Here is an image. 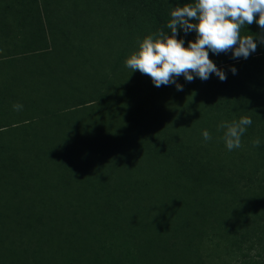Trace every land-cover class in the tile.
Masks as SVG:
<instances>
[{"label": "trees", "instance_id": "obj_1", "mask_svg": "<svg viewBox=\"0 0 264 264\" xmlns=\"http://www.w3.org/2000/svg\"><path fill=\"white\" fill-rule=\"evenodd\" d=\"M65 1L58 0L55 19L48 0H27L31 18L36 12L40 23V41L25 40V50L16 55L0 53V191L9 192L8 201L12 203L21 191L32 195L47 192L41 184L48 185L44 175L51 165L57 171L56 183L65 182L61 189L73 180L79 182L78 178L90 183L118 176L115 169L125 173L132 166L143 170L133 174L134 181L142 183L144 175H149L145 185L160 183L173 195L153 207L162 214L158 225L145 224L139 215L145 207L138 204L130 211L138 216V222H132L131 215L117 218L120 213L112 218L118 224L115 232H126L123 239L128 236L132 243L137 241L132 262L127 264H207L206 251L203 261L194 259L200 256L197 231L208 225L209 219L221 226L220 218L232 210L240 214L239 208L241 216L253 215L252 222L260 223L258 233L263 234L264 44L256 40L257 49L247 59L233 58L231 52L217 55L209 51V58L226 74L225 81L215 74L192 82L180 76L177 83L183 91L175 85L156 87L149 76L131 72L125 65L133 52V42L127 37L131 26L126 30L128 25L120 24L122 28L116 27L114 32H103L108 16H100L102 11L91 14V5L98 0H70V11L61 8ZM192 2L159 0L158 5L168 15L172 7ZM148 26L150 31L143 38L157 34ZM65 27L70 32L62 34ZM250 33L264 36L255 22L241 31L242 35ZM195 35L178 29L177 39L187 46ZM233 67L235 74L230 71ZM14 104L23 107L16 111ZM241 116L252 120L241 138V159L245 158L235 175H227V163L218 161L212 166L205 151L212 147L220 151L223 131L217 125ZM202 129L209 131L211 140L203 139ZM256 139L260 145L253 147ZM194 148L203 151L199 157L190 153ZM247 161L249 171L245 170ZM105 163L108 170L102 172ZM234 177L244 182L241 188L231 186ZM235 190L241 193V204L233 197ZM140 192L137 190L136 196L142 199ZM225 196L229 199L224 200ZM29 200L34 199L29 196ZM85 225L76 221L79 230L68 233L65 243L69 248L59 251L61 260L50 262L44 257L45 244L38 236L32 250L25 246L0 251V264H103L115 259L114 247L101 244L97 249L91 243L92 239L100 243V238L97 233L90 234L91 238ZM82 230L86 235L79 234ZM108 235L115 236L112 232ZM123 242L122 246L127 244L126 239ZM256 247L257 257L264 260V243ZM4 257L8 261H2ZM252 259L250 256L249 262L241 264H254Z\"/></svg>", "mask_w": 264, "mask_h": 264}, {"label": "rangeland", "instance_id": "obj_2", "mask_svg": "<svg viewBox=\"0 0 264 264\" xmlns=\"http://www.w3.org/2000/svg\"><path fill=\"white\" fill-rule=\"evenodd\" d=\"M58 3V0H48L47 3L50 15L55 19H57L56 15L59 13L58 5L60 3ZM158 3L159 0H98L95 5H91V14L95 15L102 11L103 13H100V16H108L104 18L107 23L103 24L105 25L103 32L108 31V29L114 32L118 27L122 28L120 24L126 23L128 25L127 27L124 26L126 30L131 26V34L127 37L133 42L134 52L138 47V41L143 38L146 32L150 31L148 24L157 33L160 30L169 31L166 24L170 20V14L167 15L163 12ZM72 5L73 3L70 0H66L61 8L64 11H70ZM29 8L31 7L28 5L27 0H0V53L2 55H16L24 51L22 44L27 39L40 41L38 31L40 23L36 20V12L34 13L35 18H31L33 13L29 11ZM85 9L87 14H90L89 7H85ZM87 14L82 15L86 16ZM57 23L60 22L57 20ZM68 32H70L68 27L63 28L61 31L62 34ZM179 138L184 139L182 136ZM149 139L150 137L146 141ZM202 152L198 148L190 150L192 156L196 155L197 157ZM205 153L210 156L212 166L218 161L227 163L230 168H225L227 175L231 172L235 175L239 171L238 167L241 160L245 158L241 159V148L228 151L225 144L220 151L212 147ZM107 165L108 163L102 165L104 166L101 169L102 172H107ZM244 165H246L245 170L249 171V162L247 161ZM161 167L163 166L161 165ZM262 168L264 169V167ZM138 169L130 166L124 173V170L118 168L115 169L119 171L117 172L118 176L110 175L106 179L97 178L90 183H84L78 178L76 181L79 182L73 180L66 183L67 188L61 189L64 188L65 182L60 183L62 186L56 183L55 179L58 178V175L55 173L57 171L51 165L44 175L48 185L41 184V187L45 186L44 188L48 189L47 192L32 195L21 191L20 195L10 203L8 201L9 192L0 191V251L6 250L7 247L16 249V247L22 248L25 246L32 250L36 246L37 237L41 236L45 244L44 257L50 262L61 260L59 251L63 252L64 248H69L65 243V239L69 238L68 233L79 230L76 227V221H78L86 224L85 227L89 236L93 233L98 234L100 243L97 244L95 240H91V243L97 249L100 248L101 244L106 247H110V245L112 248L114 247V257L117 262L113 259L103 264H127L132 262L137 247L134 244L137 241L132 243L131 240L127 239L128 236H125L124 239L127 240V244L122 246V243H126L123 242L122 237L126 232H115L118 224L112 218L120 213L117 218H127V215H131L133 216L132 222H138V216L130 212L132 206L138 204L139 207H145V211H140L139 214L145 224L158 225L160 223L157 219L160 220L162 214L153 210V207L156 208L161 202L173 195L169 194L160 183L152 182L151 185H145L143 183L145 179H151L149 175H144L142 183L137 180L134 181L133 174L143 171ZM34 183L40 186L38 181H34ZM50 183L56 185L51 186ZM243 185L244 182L241 179L237 180L235 177L231 182L232 187L241 188ZM137 190L141 191L142 199L136 196ZM237 191L235 190V192ZM29 196H32L34 200L28 201ZM233 197L236 200L238 199L237 202L241 204L240 192H237V195L233 193ZM228 199L229 197L225 196L224 200ZM6 205H9V207ZM3 206H6V208ZM13 206H18L19 209L14 210ZM239 209L240 214L233 213V210L225 213L227 215L220 218L222 220L220 222L221 226L217 225L213 219H209L208 225L205 224L204 228L197 231L195 243L199 244L198 253L200 256L195 255L194 259L203 261L202 254L206 251L208 255L207 264H241L242 262H249L250 256L253 258L254 264L264 262L263 257H257L260 254L256 246L264 243L262 241L264 233L261 235L258 233L257 226L260 223L257 220L252 222L253 215L251 213H248L246 217L241 216V208ZM133 210H136V208H133ZM121 219L119 223L126 230L127 225L122 223ZM110 222L111 224H109ZM110 232L115 234L113 238L109 237L108 233ZM84 233L83 230L79 232L81 235H86ZM119 245L121 246L119 247ZM60 247L62 248L59 250ZM50 255L51 257L54 256V259H50ZM5 260L8 261L6 257L2 261Z\"/></svg>", "mask_w": 264, "mask_h": 264}, {"label": "clouds", "instance_id": "obj_3", "mask_svg": "<svg viewBox=\"0 0 264 264\" xmlns=\"http://www.w3.org/2000/svg\"><path fill=\"white\" fill-rule=\"evenodd\" d=\"M254 22L264 32V0H194L172 7L166 24L169 31L160 30L139 40L125 65L131 72L138 70L149 76L156 87L175 85L178 91H183V86L177 83L180 76L192 82L197 77L207 80L210 74H215L225 81L226 74L209 58V51L217 55L231 52L233 58L247 59L257 49L256 40L264 44V36L241 34L246 25ZM178 29L185 34L195 32V40H189L185 46L183 39H177ZM230 71L236 73L234 67ZM22 107L13 105L16 111ZM251 124L250 117L241 116L239 120L221 121L217 125L223 131L222 140L228 151L243 146L241 138ZM201 135L205 141L212 139L206 129L201 130ZM252 143L258 147L260 140Z\"/></svg>", "mask_w": 264, "mask_h": 264}]
</instances>
